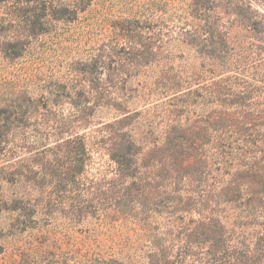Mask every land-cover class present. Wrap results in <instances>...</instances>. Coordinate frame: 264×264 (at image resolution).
I'll return each instance as SVG.
<instances>
[{
    "label": "trees",
    "instance_id": "1",
    "mask_svg": "<svg viewBox=\"0 0 264 264\" xmlns=\"http://www.w3.org/2000/svg\"><path fill=\"white\" fill-rule=\"evenodd\" d=\"M25 2L72 6L78 17L99 0ZM129 3L130 14L112 17L160 27L159 45H143L144 63L156 70L142 95L156 105L154 128L144 133L146 119L119 106L121 116L94 136L75 134L56 148L74 154L72 178L107 152L109 171L98 178L127 186L120 200L131 196L162 217L145 264H264V0Z\"/></svg>",
    "mask_w": 264,
    "mask_h": 264
},
{
    "label": "rangeland",
    "instance_id": "2",
    "mask_svg": "<svg viewBox=\"0 0 264 264\" xmlns=\"http://www.w3.org/2000/svg\"><path fill=\"white\" fill-rule=\"evenodd\" d=\"M124 1L99 0L77 17L72 6L0 0V264L148 263L162 217L131 196L120 200L127 186L98 178L107 152L72 178L74 154L56 148L75 134L94 136L121 116L119 106L146 119L144 133L155 126L156 105L142 95L156 70L143 45H159L160 27L112 17L130 14Z\"/></svg>",
    "mask_w": 264,
    "mask_h": 264
}]
</instances>
